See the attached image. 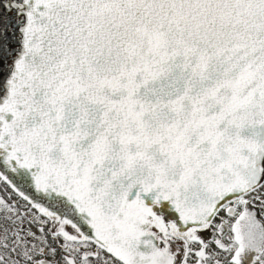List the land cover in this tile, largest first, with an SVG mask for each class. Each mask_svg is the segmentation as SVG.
Returning <instances> with one entry per match:
<instances>
[{
    "label": "snow or ice",
    "instance_id": "1",
    "mask_svg": "<svg viewBox=\"0 0 264 264\" xmlns=\"http://www.w3.org/2000/svg\"><path fill=\"white\" fill-rule=\"evenodd\" d=\"M0 264H264V0H0Z\"/></svg>",
    "mask_w": 264,
    "mask_h": 264
}]
</instances>
